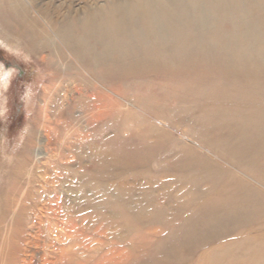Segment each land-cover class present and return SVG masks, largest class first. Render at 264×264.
I'll list each match as a JSON object with an SVG mask.
<instances>
[{
	"label": "rangeland",
	"instance_id": "rangeland-1",
	"mask_svg": "<svg viewBox=\"0 0 264 264\" xmlns=\"http://www.w3.org/2000/svg\"><path fill=\"white\" fill-rule=\"evenodd\" d=\"M106 2H108V0H35L33 6L35 9H37L39 14H43L46 16V21L49 24L51 23L57 24L63 21L64 17L69 14L76 15L77 13L83 11L85 8L95 7L96 5L101 6L104 5ZM7 9L8 6L5 3L1 4L0 15H6L5 11L7 12ZM34 16L35 14H33V17ZM15 41H16L15 39L11 40V43L16 44ZM28 48L29 46L25 44L19 46V48L11 49L9 47H6L2 42H0V64L2 66V68H0V71L2 72L0 73V219H1L0 259L3 260L4 258L6 261L11 262L12 264H28L29 262H31L32 264H44L45 259L47 258V262H46L47 264H62L61 261H57L56 263H51V262L56 261L57 256H59L62 253V250H65L67 248L69 252H71V248L73 247L72 246L73 244L74 247L80 252L81 258L86 256L90 260L88 264H110V261L106 260L104 258L105 257L104 255L108 253L110 243H112L111 241H113L114 238H116L121 233L123 235V233H125V231L127 230V227L124 226L125 220L124 217L122 218V215L120 216V213L116 214L117 218L116 216H113L114 217L113 218L111 217L112 215L110 214L109 209H104L103 211L102 210L100 211L99 209L93 208V206L98 202L100 203L96 204L95 206L107 204V206H109L108 208H112V207L116 208L117 206H114L115 202L116 204L118 203L120 206H122L121 204H124L125 202L129 201V198H126L125 196L124 198L123 196H121L120 198L117 199L114 194L119 193L120 189L122 191L129 189L131 190L132 188L133 190H135V193L139 195V197H141L142 199L146 198L148 202L151 201L153 207L157 204L156 205L157 207L155 206L154 208L158 210L163 209L173 198H174L173 200L178 199V201L176 200V203L178 202L177 203L178 205L182 202L183 203L190 202L191 199H192L191 201H193L195 198L199 196V194L198 196L196 194L197 197L195 196V198H193L195 193L192 190H190L192 178L189 179L190 176L189 173L191 171H194L195 172L194 177L196 178L202 175L203 173H204L203 175H205V173L210 175L211 172L213 174V168H208V169L205 168L203 172L201 170L202 172L201 173L200 171L198 172L199 169L198 167H197L198 169L195 168L196 166L192 167V169H187V168L183 169V168H179L174 160L171 161L169 160L173 157L171 151H175L174 149H176V151L179 152L181 151L183 153L187 150L186 144H188V146L189 145L193 146V142H196L202 147H204V149L202 148L200 149L197 147L198 153L200 151V154L208 155L207 150L213 152V155L211 157L217 163H220L228 170L231 169L235 172L236 171L235 168L228 166L229 165L228 163L231 162L232 157L233 159L235 158L233 160L234 162L235 160L237 161L239 159L241 163L238 164L237 161L236 165L238 166V168L237 166L236 168L240 169V171H242L243 173L242 174L238 173V175L243 176L244 174L250 176L251 178L255 177V179L259 183H261L260 178H262L263 183L261 184L263 185L264 188V177H262L264 176V171L262 170L264 169V162H262L264 161L262 160L264 159L263 157L264 130L263 128H261L262 126L264 127V123H263L264 121H262L264 120V104H263L264 90H262L264 89V85H263L264 59H262V61L260 60V62L256 58L249 60L252 64H256L259 67L257 69L258 71L252 72L253 78L250 80H247V78L244 75L228 76L224 72L220 74L221 73L220 71L216 73V71L218 70H213L211 72L212 75L211 74L205 75L202 73H198V74L189 73V75L184 74L181 78H178L177 76L168 77L157 74H147V75L143 74V76H141L140 78V75H142V73L139 72L135 76V73L132 74L130 72L131 69L127 70L131 74L130 73H128V75L123 74L126 73L127 71H124L120 68L122 67L121 65H123L122 62L116 63L117 66L115 63L114 64L102 63L99 65L100 68L99 67H96L94 69L88 68L90 73L88 75L85 73V71L83 72V68L79 65L77 60L73 56H71V54L66 49H64L63 51L60 50L59 52L52 50L50 52L41 51V52L31 53L28 51L29 50ZM237 58L238 56L235 55L236 60ZM89 59L90 58H87V60H82V63L88 65V62L91 61ZM239 60L240 59H238L237 61ZM76 63H78V65ZM105 66L106 68L109 67L110 70L109 68L106 69ZM103 68H105L106 70ZM112 68H114L113 69L114 71H112ZM262 68L263 70L261 71ZM65 71L67 73H65ZM96 71L98 72L96 73ZM105 71L107 74H105ZM131 71L133 72V70ZM75 72L77 74L78 72L80 73L77 75ZM103 72L104 74H102ZM118 72L120 74H118ZM6 73H8V75ZM98 73L101 74L98 75ZM238 76L242 77L243 79L242 78L240 79ZM5 80L6 82H4ZM137 80H139L140 82L138 83ZM86 81L90 83H87ZM95 81H97L98 83ZM259 81L261 84L259 83ZM252 82L255 84L258 83L259 84L258 85L254 84L255 85L254 86ZM208 83H210L211 85L209 84V86L207 87ZM64 84L67 87H65ZM212 85L215 86L213 87ZM74 86L76 89L79 87L78 90L83 91L82 93L86 97L89 95V96H95L94 98H98V97L104 98L105 100L103 99L104 102L101 103L100 109H103L105 104L107 105V107L109 106V103H107L108 102L107 98L110 96L109 98H113L114 100L112 103L113 112L115 113L123 112L122 113L123 115L119 117L116 116L115 119H113L115 122L110 119L111 116L108 118L103 117V119H100L97 123L94 124V126L87 127L90 124V119H89L90 117L88 111H86V108L84 109L83 105H80L76 96H73V99L71 101L69 99L71 98V96H69L70 93L69 90L70 88L73 89ZM105 86L114 91L124 94L125 96H127L126 98H128L129 95V98L135 100L132 103H135L136 107L130 108L127 105V103L124 102L125 100H122V98H119L118 96L112 94V92L108 91L107 88H105ZM129 87L131 88L129 89ZM138 87H140V89ZM226 87L227 90L225 89ZM75 88L74 90H76ZM137 96L138 98H136ZM229 97L231 99H227ZM167 98L168 100L170 99V101H168ZM82 99L83 98H81V100ZM83 101L87 103L94 102L89 98ZM213 101L216 102L218 101V102L216 103ZM241 101L242 102L244 101L243 104L248 103L247 104L248 106L247 105L243 106ZM140 102H142L141 105ZM210 103L213 104L215 107H213V105H211ZM215 103L218 105H216ZM235 103L236 104L239 103V105L241 103L243 108L238 104L236 105L237 107L235 106L232 107V105H235ZM227 104L228 105L232 104V105L228 106ZM205 105L206 106L211 105L210 107L213 110L210 109L209 106L205 107ZM183 106H185L184 109ZM202 106L204 107L202 108ZM253 106H256L257 108ZM189 107H190V111L187 110L189 111L187 112L186 109H189ZM252 107L254 109H251ZM75 108L78 110H76ZM127 108L129 111H127ZM199 108H202V111ZM247 108H249V110ZM239 109L240 112H242L243 109H247L244 110V114L247 112L249 114L250 112L249 114L250 116L247 114V116L244 117L243 112L240 113ZM203 110L206 111L208 110V111L203 112ZM226 110H229V112ZM70 111H73L75 114H73V116H70L69 115ZM177 111H179V113H177ZM142 112H144L145 115ZM213 112L217 114L215 115L216 117L214 116ZM194 113H196V115H194ZM222 113H224L225 115H223ZM192 114L193 117L191 118ZM210 115L213 116L214 118H211ZM206 116L208 119L211 118L210 119L211 121L214 119V121L209 123L210 120L208 121ZM223 116L226 118H231L232 116V118L229 119L231 121L227 120L226 118H223ZM255 116L260 118L262 117V119L257 118ZM184 117H186V119ZM218 117L221 118L220 121ZM241 117L244 118H242L239 122V119ZM251 117L255 119H252ZM236 118L239 119L237 120ZM249 118H251L252 121ZM105 119L107 122L104 121ZM191 119H193L194 122H192L193 120ZM206 119L207 122H205ZM215 119H217L216 120L217 122L215 121ZM232 119L235 120V124H233ZM109 120H111L110 124L108 122ZM153 120L156 121V123ZM242 120H244L243 123ZM253 120L255 121L259 120V121L255 122ZM65 121L66 124H64ZM226 121L227 124L224 125ZM250 121L251 123L252 122L255 123H252V125H248L250 124ZM220 122L223 123L224 126L221 125ZM161 123L162 124L164 123L165 125L164 124L162 125ZM104 124L106 125L108 124L109 126H111V130L108 131V133L103 134L100 131L103 130L102 125ZM113 125L114 128L116 129H113ZM230 125H233V127H231ZM243 125L245 126L243 127ZM201 126L203 127L201 128ZM198 127L201 131H197L199 130ZM225 127L226 130L227 128L229 129L231 128L230 132L229 130L227 131L224 130ZM234 127L236 128L238 127L240 128V130ZM118 128L120 130H117ZM184 128L187 129L185 130ZM192 128L194 129V131L192 130ZM188 129L189 131L186 132ZM202 130L204 133L202 132ZM213 130L214 133H212ZM238 130H239V135L237 136ZM242 130L243 133L241 134ZM231 131H233L234 133L236 132L235 133L236 135ZM244 131H247V133ZM253 131H255L256 133H252ZM191 132H192V136H189L191 135ZM215 132L217 135L215 134ZM183 133H184V137H183ZM258 133L260 137L258 136L259 139L256 141L255 145L250 147L249 148L250 150H248L247 153L239 152L242 153L243 159H245L247 162L245 160L243 161L242 159H240L242 158V155H240L239 153L235 152L236 153L235 155V153L233 152V154L230 153L231 155L230 156L229 153L225 152L226 153L225 154L223 152V151H227L228 147L230 148L231 144H233L234 141H242V139H247V136L245 137L242 136L243 134L255 136V134ZM197 134L198 135L200 134L198 139H197L198 137ZM260 134H262V136ZM98 135L99 137L102 135L105 137L104 140L107 146V147L102 146L98 142V144L102 146V147L99 146L100 148L98 147L96 149L97 152H99L101 149L99 154L96 151L94 152L92 148H89V146L86 145L87 143L84 142L85 138H86L85 141L88 142L87 140L88 137H89L88 138L89 141H94V138ZM228 135L232 136V138L228 137ZM236 136L237 138H235ZM202 137L205 138L202 139ZM219 137L222 139H220ZM224 137L226 139L225 141H229V142L223 141ZM249 137L250 136H248V138ZM81 138L83 140V144ZM188 138L193 141L191 144L187 140H184ZM229 138L232 140H230ZM115 140L116 142L118 141L117 145L115 143ZM221 140L222 142H219L220 143L219 144L218 141ZM209 143L210 145L212 144L211 147H209ZM216 143H218L219 146L216 147L217 145ZM109 144H110V148L112 147L111 150L108 148ZM62 145H65L67 147ZM115 145L117 148L120 147V149L113 148L115 147ZM225 145L228 147H225ZM223 147L225 150L223 149ZM103 148H105V150ZM218 148L220 150L219 151L220 153L217 151ZM100 153H102L103 156ZM224 154L225 156L228 155V157L224 156L222 158ZM237 154H239L241 157L240 156L237 157L238 156ZM165 155H166V159H165ZM219 155L221 156V158ZM229 156L231 158H229ZM244 156L246 158H244ZM217 157L219 158V160ZM257 157H259L260 160ZM137 159H139V161ZM154 160L156 162H154ZM257 160H259L258 163ZM260 161L262 162V165ZM158 162L160 164H157ZM243 165H246V167H244ZM248 166L250 167V169L248 168ZM113 167H115L116 169L114 168L115 170H112ZM251 167L253 169H251ZM136 170L137 171L141 170V171L137 172ZM166 172L167 174H165ZM196 172L199 173L200 175L197 174ZM219 173H217L218 175L217 174L215 175L220 176L222 174L221 172ZM251 174L255 176L253 177L251 176ZM156 175L158 177H156ZM180 175L182 176L180 177ZM133 176H137V177H133ZM173 177L176 179L173 180ZM132 178H134L135 180H133ZM244 178L246 179V177ZM151 179L153 180L151 181ZM116 181L120 185L117 184ZM150 182H153V184ZM131 183L132 186H130ZM187 183L189 186L187 185ZM140 184L141 186L143 184V186L141 187ZM166 184L167 187L165 186ZM171 184L174 185V187H172ZM122 185L123 187H121ZM80 186L84 187L85 190H87L88 192L85 191L80 192V190H78ZM138 186H140L141 188ZM161 186L163 187L165 186L167 190L165 188L160 189L163 188ZM185 186L188 187L186 188ZM170 187L171 190H169ZM154 188L156 189L158 188V190L156 191V189ZM184 188L185 190H183ZM103 189L104 192L102 191ZM77 191L80 193H85L84 195H86V198H88L89 201L86 200H83L82 202L77 201L78 200L76 195ZM163 191L167 193L165 194ZM144 192L146 193L144 194ZM152 192L154 194H152ZM157 192L159 195L155 194ZM190 192L191 194L192 193L193 194L191 195ZM177 193L178 196L180 195V197H177L175 199V195H177ZM148 194L150 195L147 196ZM167 198L169 199L168 201ZM181 198L182 200H179ZM177 208L179 207L176 206L174 210H171L170 211L171 213L169 212L170 213L169 215H173L174 212L178 210ZM107 214L108 216L110 215L108 217L109 218L108 221L106 220ZM75 225L78 226L77 229H74ZM87 225L88 227H86ZM98 225L100 226L98 227ZM173 226H171V228ZM171 228L169 227L168 230H170ZM168 230L164 234H167ZM239 233L240 230L233 232V235L225 237L224 242H227L229 240H234ZM164 234L161 235L159 239L165 237Z\"/></svg>",
	"mask_w": 264,
	"mask_h": 264
},
{
	"label": "bare ground",
	"instance_id": "bare-ground-1",
	"mask_svg": "<svg viewBox=\"0 0 264 264\" xmlns=\"http://www.w3.org/2000/svg\"><path fill=\"white\" fill-rule=\"evenodd\" d=\"M34 1L35 0H2V1L0 0V5L5 3L8 6L7 12L5 11L6 15H0V42H2L6 47H9L11 49L19 48V46L27 44L29 46L28 51L31 53L41 52V51L50 52L52 50L59 52L60 50L63 51L64 49H66L71 54V56H73L77 60L79 65L83 68V72L85 71V73L88 75L90 74L88 68H91V69L92 68L94 69L96 67L100 68L99 65L102 63H104V64H110V63L114 64L115 63L116 64L118 62H120V63L122 62L123 65H121L122 67H120L122 70L127 71V70L131 69V70H133V72L131 70H130V72L132 74L135 73V76H136V74H138L140 72V73H142V75H140V78H141V76H143V74H146V75L147 74H157V75L168 76V77L177 76L178 78H181L184 74L189 75V73H192V74L202 73L205 75H210L213 70H218V71H216V73L220 71L221 72L220 74H222L224 72L228 76H236V75H242L243 76L244 75L247 78V80H250L253 78L252 72L258 71L257 69L259 67L256 64H252L249 60L256 58L260 62V60L262 61V59H264V0H110V1L108 0V2H106L104 5L97 6L95 4L96 5L95 7L85 8L83 11H81L80 13H77L76 15L69 14V15L64 17L63 21H61L57 24H53V23L49 24L46 21V16L43 14H39L37 9L34 8V6H33ZM33 14H35L34 17H33ZM14 39L16 40L15 41L16 44L11 43V40H14ZM63 55H64V53H63ZM235 55L238 56L237 60L240 59L239 61H237L235 59ZM87 58H90L89 60H91V61L88 62V65H85L82 63V60H87ZM63 61H65V60H63ZM66 63H68V62H66ZM78 63H76V64L78 65ZM261 63H263V62H261ZM65 66H67V65H65ZM116 66H117V64H116ZM0 68H2L1 64H0ZM105 68H106V66H105ZM105 68H103V69H105ZM107 68H109V67H107ZM64 69H66V68H64ZM113 69L114 68H112V71H114ZM50 70H52V69H50ZM109 70H110V68H109ZM262 70H263V68L261 69V71ZM66 71H65V73L68 72V71L67 72ZM98 71H99V69H98ZM98 71H96V73ZM119 72H118V74H120ZM130 72L127 71L126 73H123V74L128 75V73H130ZM0 73H2V72L0 71ZM79 73L80 72H78V74ZM6 74L8 75V73H6ZM99 74H101V73H98V75ZM102 74H104V72ZM105 74H107L106 71H105ZM115 74H117V73H115ZM119 76H121V75H119ZM216 78H218V77H216ZM239 78L241 79L242 77H239ZM247 80H245V81H247ZM137 81H138V83L140 82L139 80H137ZM231 81H232V79H231ZM251 81H254V80H251ZM4 82H6V80ZM95 82H97V81H95ZM157 82H159V81H157ZM87 83H90V82H87ZM259 83H260V81H259ZM209 84L210 83H208L207 87L209 86ZM247 84H248V82H247ZM252 84L254 85L255 83L252 82ZM258 84H255V85H258ZM138 85H140V84H138ZM263 85H264V83H263ZM95 86H98V85H95ZM65 87H67V86L65 85ZM123 87H124V84H123ZM74 88H75V86H74ZM74 88L73 89L70 88V90H69V92H70L69 96H71V98H69V99L71 101L73 99V96H76L80 105H83L84 109L86 108V111H88V114L90 117L89 118L90 124L87 127L94 126V124L97 123L100 119H103V117L108 118L111 116L110 119L113 120V119H115L116 116L119 117V116L123 115L122 114L123 112H119V113L113 112L112 103L114 100H113V98H109L110 96L107 98L108 99L107 103H109V106L107 107V105L105 104L104 108L100 109V105H101V103L104 102L103 101L104 98H102V97L94 98L95 96H89V95H88L89 97L88 96L86 97L82 93L83 91L78 90L79 87L77 89L75 88L76 90H74ZM105 88H107L108 91L112 92V94L118 96L119 98H122V100H125L124 102H126L130 108L136 107V104L132 103L135 100H133L132 98H129V95H128V98H126L127 96H125L122 93L114 91V90H112L106 86H105ZM130 88L131 87H129V89ZM138 88L140 89V87H138ZM204 89H207V88H204ZM225 89L227 90V87ZM81 90H82V88H81ZM262 90H264V89H262ZM244 91H246V90H244ZM234 92H237V91H234ZM202 93H204V92H202ZM202 93H200V94H202ZM138 95H140V94H138ZM106 96H107V94H106ZM203 96H204V94H203ZM81 98H83V99L81 100ZM87 98L93 100L94 102L87 103V102L83 101V100H87ZM136 98H138V96ZM233 98H235V97H233ZM227 99H231V98L229 97ZM60 100H62V99H60ZM167 100H168V98H167ZM238 100H239V97H238ZM67 101H68V99H67ZM67 101H65V102H67ZM168 101H170V99ZM213 102H216V101H213ZM243 102L241 101L242 104H243ZM141 103L142 102H140V105H141ZM241 103H240V105H239V103H237V104L242 107ZM162 104H164V103H162ZM237 104L235 103V105H232V104L231 105H232V107L233 106L237 107L236 106ZM247 104L248 103H244L243 106H246ZM257 104H258V102H257ZM263 104H264V101H263ZM211 105H213V104H211ZM216 105H218V104H216ZM250 105H252V104H250ZM175 106H176V104H175ZM191 106H193V105H191ZM208 106L205 105V107H208ZM210 106H209V108L212 109ZM184 107L185 106H183V109H184ZM203 107L204 106H202V108ZM213 107H215V106L213 105ZM253 107H256V106H253ZM253 107L251 109H254ZM76 108H77V106H76ZM191 108H193V107H191ZM202 108H199V109H201V111H202ZM171 109H172V107H171ZM247 109L249 110V108H247ZM247 109H243V111H242L244 117L247 116V114H248V112L244 114V110H247ZM76 110H78V109H76ZM76 110H75V112H76ZM187 110L190 111V107H189V109H186V111ZM127 111H129L128 108H127ZM169 111H171V110H169ZM189 111H187V112H189ZM205 111L206 110H203V112H205ZM226 111L229 112V110H226ZM228 112H226V113H228ZM239 112H240V109H239ZM242 112H240V113H242ZM114 113H115V115H114ZM142 113L144 114V112H142ZM177 113H179V111H177ZM55 114H56V111H55ZM73 114H75L73 111L69 112L70 116H73ZM213 114H214V116L217 115L215 112H213ZM222 114L225 115L224 113H222ZM249 114H250V112H249ZM82 115H83V112H82ZM194 115H196V113H194ZM229 115H231V114H229ZM256 115H258V114H256ZM207 116H206V118H207ZM192 117H193V114H192L191 118ZM233 117H235V116H233ZM244 117H241L240 119L239 118H236V119L237 120L239 119V122H240V120ZM255 117H257V116H255ZM184 118L186 119V117H184ZM211 118H214V117L211 116ZM223 118H226V117L223 116ZM223 118H222V120H223ZM231 118H232V116H231ZM231 118H226V119L229 120ZM251 118L255 119L253 117H251ZM251 118H249V119L252 121ZM257 118H260V117H257ZM180 119H182V118H180ZM193 119H191V120H193ZM207 119L205 122H207ZM210 119H208V121ZM217 119H215V121ZM220 119L221 118H219V121H220ZM246 119H248V118H246ZM260 119H262V117ZM111 120L108 121L109 124H110ZM201 120H203V119H201ZM232 120H233L232 121L233 124H235V120L234 119H232ZM244 120H242V123ZM104 121L107 122L106 119ZM212 121H214V119ZM212 121L210 120L209 123H211ZM229 121H231V120H229ZM251 121H250V124H248V125H252V123L258 122L259 120H257V121L253 120L255 122H252V123H251ZM262 121H264V120H262ZM154 122L156 123V121H154ZM160 122H162V121H160ZM192 122H194V120ZM202 122H204V121H202ZM69 123H68V125H69ZM64 124H66V121ZM161 124H158V125H161ZM218 124H219V122H218ZM226 124H227V121L224 125H226ZM203 125H204V123H203ZM221 125H223V123H221ZM248 125H246V126H248ZM70 126H72V125H70ZM152 126H153V124H152ZM197 126H198V123H197ZM214 126H215V124H214ZM230 126L233 127V125H230ZM244 126L245 125H243V127ZM120 127H121V125H120ZM175 127H177V126H175ZM202 127L203 126H201V128ZM228 127H229V125H228ZM66 128H68V127H66ZM102 128H103V130L100 132H102L103 134L108 133V131L111 130V126H109L108 124L102 125ZM135 128H136V126H135ZM187 128H184V129L186 130ZM234 128H236V127H234ZM261 128H263V130H264L263 126ZM113 129H116V128H114V125H113ZM194 129H195V127H194ZM194 129L192 128L193 131H194ZM198 129H199V127H198ZM208 129H205V130H208ZM238 129L240 130V128H238ZM251 129H252V126H251ZM117 130H120V129L118 128ZM190 130H191V128H190ZM224 130H226V127L224 128ZM227 130H229V132H230L231 128L230 129L227 128ZM239 130H238L237 136L239 135ZM259 130H261V129H259ZM263 130H261V131H263ZM49 131H48V133H49ZM127 131H128V129H127ZM182 131H183V129H182ZM188 131H189V129L186 132H188ZM197 131H201V130L199 129ZM192 132H191V135H189V136H192ZM202 132H203V130H202ZM231 132L234 133L233 131H231ZM244 132L247 133V131H244ZM212 133H214V130ZM242 133H243V130H242L241 134ZM252 133H256V132L253 131ZM215 134H216V132H215ZM244 134L242 136H244V137L247 136V139H242V141H234V139H233L234 142L232 141L233 144H231V147L229 148L228 146L225 145V147H228V150L226 149L227 151H223V152L229 153V155H230V153L233 154V152L234 153L235 152L236 153H239V152L247 153V151L250 150L249 148L252 147L253 145H255L256 141L259 139L258 138L259 133L255 134V136L254 135L253 136L244 135ZM99 135L94 138V141H89V139H88L89 137L87 138L88 142L85 141L86 138L84 139V142L87 143L86 145L89 146V148H92V150L94 152L95 151L97 152L96 149L99 146L100 147L106 146V142L104 140L105 137L103 135L99 137ZM199 135H198L197 139L199 138ZM216 135H215V137H216ZM260 135L262 136V134H260ZM237 136L235 138H237ZM248 136H250V137L248 138ZM183 137H184V133H183ZM225 137H227V136H225ZM225 137H224L223 141L226 140ZM228 137L232 138V136H229V135H228ZM108 138H110V137H108ZM203 138H205V137H202V139ZM210 138H211V136H210ZM217 138H218V136H217ZM220 139H222V138H220ZM81 140H82V138H81ZM147 140H149V139H147ZM156 140H158V139H156ZM184 140H187L190 144L193 142L189 138L184 139ZM230 140H232V139H230ZM98 142L102 146L99 145ZM219 142H222V140L218 141V143ZM225 142H229V141H225ZM225 142H223V143H225ZM115 143L117 145L118 141L116 142V140H115ZM207 143H208V141H207ZM218 143H216L217 144L216 147L219 146ZM82 144H83V140H82ZM116 145L113 148L120 149V147L117 148ZM186 145L188 146V144H186ZM195 145H196V147H195ZM211 145L209 143V147H211ZM62 146H65V145H62ZM187 146H186L187 150L185 149L186 151L183 153L181 151H180L181 153L179 151H176V149H174L175 151H171L173 154V157L171 156L172 158L169 160L170 161L174 160L177 163V166L179 168H183V169H185V168L192 169V167L196 166L195 168H197V167L199 168V169L197 168L198 172L199 171L201 172V170L203 172V170L205 168H207V169L213 168V174L211 172L210 175L207 173H205V175H203L204 173L202 175H200L199 173L196 172L197 174L200 175L196 178L194 177V175H195L194 171H191L189 173L190 174L189 179L192 178L191 189L190 188L189 189L195 193L193 198H195L196 194H197V196L199 194V196L198 197L196 196L197 198H195L193 201H191L192 200L191 199L190 202H187V203L182 202L178 205L177 204L178 202L176 203V200L178 201V199H176V198L180 197V195L178 196V193H177V195H175L176 200H173L174 199L173 198L172 200L169 201L168 204L166 203L167 205L165 204L166 206L163 209L158 210V209L154 208L157 204L155 205V203H154L155 206L153 207V204L151 203V201L148 202L146 200V198L142 199L141 197H139V195H137L135 193V190H133V188H132L131 190L129 189V190H122V191L120 189L119 193L114 194L117 199L120 198L121 196H123V197L125 196L126 198H129V201L125 202L124 204H121L122 206H120L118 203H117L118 204L117 205L115 201H114L115 202L114 206H117L116 208L115 207L108 208L109 206H107V204L95 206L96 204H98L100 202H98L96 204L94 203L95 204L94 206L92 205L93 208L99 209L100 211L101 210L103 211L104 209H109L110 214L112 215L111 217L116 216V214L120 213V216L122 215V218L124 217V220H125L124 226L127 227V230L125 231V233H123V235L121 233L116 238H114L113 241H111L112 243H110L108 253H106L104 255L105 256L104 258L106 260H109L110 264H264V259H263L264 258V190H263L264 188H263V185L261 184V183H263L262 178H260L261 183H259L255 179V177H254L255 175L253 176L251 174V176H253L254 178H251L250 176H247L244 174H243V176L238 175V173L239 174L243 173L242 171H240V169H237L238 166L236 165L237 161H238V164L241 163L237 157L242 155V153H239L240 155L237 154L238 155L236 157L238 159L237 161L235 160V162H234L233 160L235 158L233 159V157H232V160L230 163H228L226 161L229 164L228 166L235 168L236 171L234 172L233 170L230 169L231 167L229 168L230 170H228L224 166H222L220 163H217L211 157L213 155V152L207 150L208 155H202V154H200V151L198 153L197 147L200 149L201 148L204 149V147H202L198 143L193 142V146H191V145H189L188 147ZM204 146H205V144H204ZM213 146H214V144H213ZM65 147H67V146H65ZM183 147H185V146H183ZM108 148L111 150L112 147L110 148V144H109ZM122 148H124V147H122ZM177 148H178V146H177ZM220 148H222V147H220ZM103 149L105 150V148H103ZM103 149H102V151H103ZM223 149H224V147H223ZM148 150H150V149H148ZM216 150H214V151H216ZM100 151H101V149H100ZM217 151L218 152L220 151L219 148ZM99 152H97V153L99 154ZM121 152H122V150H121ZM158 152H161V151H158ZM205 152H204V154H205ZM102 153H100V154L102 155ZM236 153H235V155H236ZM225 154L222 156V158L225 156ZM252 155H250V156H252ZM230 156H229V158H231ZM225 157H228V155H226ZM259 157H257V158L260 160ZM95 158H96V156H95ZM220 158H221V156H220ZM244 158H246V157L244 156ZM62 159H63V157H62ZM165 159H166V155H165ZM240 159H242L243 161L245 160V159H243V155H242V158H240ZM137 160L139 161V159H137ZM146 160H147V158H146ZM218 160H219V158H218ZM259 160H257V163ZM262 160H264V159H262ZM154 162H156V161L154 160ZM162 162H165V161H162ZM262 162H264V161H262ZM262 162H261V165H262ZM146 163H148V162H146ZM157 164H160V163L158 162ZM151 165H152V163H151ZM236 166H237V168H236ZM243 166L246 167V165H243ZM257 166H258V164H257ZM102 167H104V166H102ZM252 167H251V169L254 168V167L253 168ZM114 168L115 167H113L112 170L116 169V168L115 169ZM160 168H162V167H160ZM248 168L250 169L249 166H248ZM248 168H246V169H248ZM262 170L264 171V169H262ZM140 171H137V172H140ZM100 172H101V170H100ZM156 172H158V171H156ZM159 172H161V171H159ZM219 172H221L222 174L220 176H217L218 175L217 173H219ZM130 173H131V171H130ZM130 173H128V174H130ZM145 173H144V175H145ZM163 173H161V174H163ZM208 173H210V172H208ZM99 174H101V173H99ZM165 174H167V172ZM215 174H217V175H215ZM181 176L182 175H180V177ZM117 177H115V178H117ZM133 177H137V176H133ZM156 177H158V176L156 175ZM244 177H246L247 180ZM262 177H264V176H262ZM130 178H131V176H130ZM94 179H96V178H94ZM119 179H120V177H119ZM132 179L135 180L134 178H132ZM174 179H176V178L173 177V180ZM152 180L153 179H151V181ZM159 180H161V179H159ZM171 180H172V178H171ZM177 180H178V177H177ZM103 181H104V179H103ZM135 182H137V181H135ZM172 182H170V183H172ZM116 183H117V181H116ZM150 183L153 184V182H150ZM117 184H119V183H117ZM138 184H139V182H138ZM172 184H174V183H172ZM180 184H178V185H180ZM85 185H86V183H85ZM187 185H188V183H187ZM124 186H126V185H124ZM127 186H128V184H127ZM130 186H132V183L130 184ZM140 186H141V184H140ZM140 186H138V187H140ZM142 186H143V184H142ZM165 186L167 187V184ZM165 186L164 187L161 186L163 188H160V189H164ZM121 187H123V185ZM172 187H174V185H172ZM104 189L102 190L103 192H104ZM154 189H156V188H154ZM165 189L167 190V188H165ZM78 190H80V192H82V191L88 192L87 190H85L84 187H81V186ZM147 190H149V189H147ZM157 190H158V188L156 189V191ZM169 190H171V187ZM183 190H185V188ZM80 192L77 191V194H76L77 198H78L77 201H79V202H82L83 200L89 201L88 198H86V195H84L85 193H80ZM146 192H144V194ZM164 193L166 194L167 192H164ZM152 194H154V193L152 192ZM155 194L157 195L158 192ZM190 194H191V192H190ZM114 195H113V197H114ZM149 195L150 194H148L147 196H149ZM156 195H153V196H156ZM137 196H138V199H137ZM168 200L169 199L167 198V201ZM179 200H182V198ZM91 201H93V200H91ZM117 201H119V200H117ZM88 206H90V205H88ZM174 206L175 207L178 206L179 207V208H177L178 210H176V212H174L173 215H169L171 213L170 211L174 210V208H175ZM77 209H76V211H77ZM85 209H86V207H85ZM109 216L107 214V216H106L107 221L109 219L108 218ZM93 217H92V219H93ZM116 218H117V216H116ZM106 220H104V221H106ZM0 221H1V219H0ZM75 221H76V219H75ZM76 225L74 226V229L78 228V226H76ZM99 226L100 225H98V227ZM171 226H173V227L171 228ZM86 227H88V225ZM169 227L171 228L170 230H168ZM0 229H1V225H0ZM167 230H168V233L164 234L167 232ZM237 230H240V233L238 234L237 237L235 236L236 238L234 240H229L227 242H224L225 237L233 235V232H236ZM93 231H95V230H93ZM163 234L165 237L159 239L160 236ZM103 235H105V234H103ZM106 238H107V236H106ZM228 239H230V238H228ZM219 241H222V242H219ZM72 246L73 247L71 248V252H69V250L67 248L65 250H62V253L59 256H57L56 261L51 262V263H56L57 261H61L62 264H88L90 262V260L86 256L81 258L80 252L74 247L73 244H72ZM91 259H94V258H91ZM46 262H47V258L45 259L44 264H47ZM0 264H12V263L6 261L3 258V260L0 259ZM28 264H32V263L29 262Z\"/></svg>",
	"mask_w": 264,
	"mask_h": 264
}]
</instances>
